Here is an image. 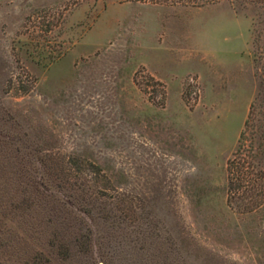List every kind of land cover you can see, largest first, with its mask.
Here are the masks:
<instances>
[{
  "label": "rangeland",
  "instance_id": "1",
  "mask_svg": "<svg viewBox=\"0 0 264 264\" xmlns=\"http://www.w3.org/2000/svg\"><path fill=\"white\" fill-rule=\"evenodd\" d=\"M250 109L263 142L264 4L0 0V132L96 171L95 200L60 205L113 206L115 263L140 231L143 264H264V201H227Z\"/></svg>",
  "mask_w": 264,
  "mask_h": 264
},
{
  "label": "trees",
  "instance_id": "2",
  "mask_svg": "<svg viewBox=\"0 0 264 264\" xmlns=\"http://www.w3.org/2000/svg\"><path fill=\"white\" fill-rule=\"evenodd\" d=\"M144 1L202 6L221 0ZM230 1L264 4V0ZM252 118L250 109L237 147L228 157L226 166L227 201L237 205L243 202L248 210L264 201V141L255 143L253 140ZM7 128L10 127L0 132V264H62L58 257L73 251L85 252L93 264L97 257L106 264H118L115 263V250L121 238L116 240L112 236L116 221L113 206L99 215L85 210L79 214L75 212L71 218L60 205L95 200L98 190L93 188L94 183H87L94 181L96 171H82L77 166L79 157L56 158L44 153L36 141L12 135ZM260 131L256 134L264 138V127ZM247 135L249 142L245 143ZM85 186L92 190L89 192ZM32 214H36L38 220H34ZM143 235L140 231L132 235L133 246L137 248L129 253L134 252L130 256L132 262L134 259L137 262L135 264L144 263V252L140 249L144 245Z\"/></svg>",
  "mask_w": 264,
  "mask_h": 264
},
{
  "label": "water",
  "instance_id": "3",
  "mask_svg": "<svg viewBox=\"0 0 264 264\" xmlns=\"http://www.w3.org/2000/svg\"><path fill=\"white\" fill-rule=\"evenodd\" d=\"M99 264H105V263H104V261L100 260V261H99Z\"/></svg>",
  "mask_w": 264,
  "mask_h": 264
}]
</instances>
